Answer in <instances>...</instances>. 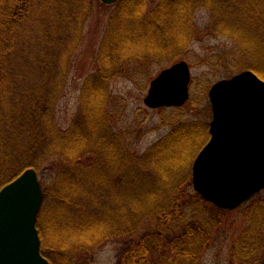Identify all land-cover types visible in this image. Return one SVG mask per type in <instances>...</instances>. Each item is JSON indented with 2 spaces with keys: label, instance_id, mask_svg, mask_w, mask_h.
<instances>
[{
  "label": "trees",
  "instance_id": "1",
  "mask_svg": "<svg viewBox=\"0 0 264 264\" xmlns=\"http://www.w3.org/2000/svg\"><path fill=\"white\" fill-rule=\"evenodd\" d=\"M95 3L0 0V190L26 169L36 171L44 194L37 227L50 264H91L90 256L109 242L124 244L117 264H199L220 221L214 211L228 212L193 188L192 167L209 141L204 117H212V108H200L203 101L191 95L176 109L192 118H172L171 132L141 153L131 139L139 141L142 129L121 127L125 107L110 85L121 77L150 80L208 36L234 43L212 62L226 78L252 70L264 79V0H159L154 8L150 0H119L97 70L64 129L57 104ZM201 9L212 16L205 28L196 22ZM252 206L233 264H249L250 241L260 244L264 201Z\"/></svg>",
  "mask_w": 264,
  "mask_h": 264
},
{
  "label": "water",
  "instance_id": "2",
  "mask_svg": "<svg viewBox=\"0 0 264 264\" xmlns=\"http://www.w3.org/2000/svg\"><path fill=\"white\" fill-rule=\"evenodd\" d=\"M190 84L189 63H175L152 80L145 104L182 107L190 98ZM209 99L210 139L194 160L193 187L207 202L231 211L264 190V79L244 70L213 84ZM43 202L34 169L0 190V264H50L37 227Z\"/></svg>",
  "mask_w": 264,
  "mask_h": 264
},
{
  "label": "rangeland",
  "instance_id": "3",
  "mask_svg": "<svg viewBox=\"0 0 264 264\" xmlns=\"http://www.w3.org/2000/svg\"><path fill=\"white\" fill-rule=\"evenodd\" d=\"M158 1L150 0V7L154 8ZM112 5L96 0L93 14L86 24L82 45L74 57L65 91L57 104V121L64 129H68L75 120L80 107L84 83L97 70V54L109 23ZM211 18L210 11L206 9H201L196 14V22L200 28L208 26ZM233 47L232 40L225 36H208L202 40H195L191 44L189 56L185 60L191 66L190 93L196 99L203 101L200 108L211 106L210 87L214 83L226 79L224 72L214 66L212 62L217 59L216 56ZM166 68L155 69L150 80L147 75H138L134 78L121 77L114 79L110 85L112 94L122 99V107H125L121 118V127L129 132H137L142 129L143 136L139 141L131 139L133 143H137L141 153L171 132L173 127L169 121L172 118L182 114L185 115V119L192 118L187 114V109L177 110L173 107L152 109L145 104L151 81ZM145 83L148 86H145ZM204 118L209 123L211 122L210 115ZM132 136L137 137L133 134ZM254 201H264V191L235 210L214 211L220 221L213 234L214 242L202 254L199 264H233V246L243 232L251 226L250 215L254 208L252 206ZM260 237L259 245L255 239H252L249 249H246V251L252 250L249 264L252 262H254L253 264H264V226ZM123 245V242L107 243L90 256L91 264H117Z\"/></svg>",
  "mask_w": 264,
  "mask_h": 264
}]
</instances>
